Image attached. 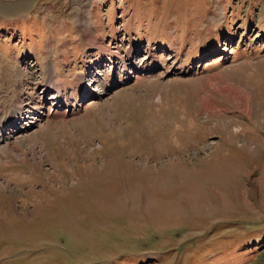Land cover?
Masks as SVG:
<instances>
[{
  "label": "rangeland",
  "instance_id": "obj_1",
  "mask_svg": "<svg viewBox=\"0 0 264 264\" xmlns=\"http://www.w3.org/2000/svg\"><path fill=\"white\" fill-rule=\"evenodd\" d=\"M21 113L0 264H264V0H0Z\"/></svg>",
  "mask_w": 264,
  "mask_h": 264
},
{
  "label": "bare ground",
  "instance_id": "obj_2",
  "mask_svg": "<svg viewBox=\"0 0 264 264\" xmlns=\"http://www.w3.org/2000/svg\"><path fill=\"white\" fill-rule=\"evenodd\" d=\"M87 27V26H86ZM87 31V30H86ZM98 45V44H97ZM99 46V45H98ZM106 46V45H105ZM102 49H103V47L102 46H100ZM106 48H107V46H106ZM130 54L132 53V51L131 52H129ZM129 54V55H130ZM112 57V56H111ZM125 57V56H124ZM130 57V56H129ZM130 62V61H129ZM134 64H135V62H134ZM122 68H123V72H121L122 74H121V76H120V82L121 83H123V82H127V79L129 78V75H130V73H127V71H129L131 68L132 69H134V65L131 67V65H130V63H128L125 59H123V66H122ZM131 69V70H132ZM138 74H139V70L138 71H136V72H134V77H138ZM54 75V74H53ZM56 75V74H55ZM56 76H59V75H56ZM52 78V77H51ZM54 79V78H53ZM58 83H62V81L60 80V79H54L53 80V83L51 84V85H49V86H47V89H51V88H49V87H51V86H55L56 87V91L57 92H59L58 93V95L60 94V92H61V94H60V96L62 95V94H67L66 92H62V90H64V88H62V86H61V84H59L58 85ZM54 90V89H53ZM60 98H62V97H59V100L58 99H56V98H54V103H59L58 105H61L62 103H60ZM30 103V102H29ZM63 103H68V100L67 99H65V102H63ZM76 106H77V104H76ZM31 109V108H30ZM33 110H35V109H33ZM17 112H15V114H16ZM14 115V114H13ZM19 116H21V117H19ZM19 116H17V117H15V116H12L11 118H8L7 120H2L1 118H0V131L2 130V128H4L7 124H9V123H11V122H13V121H15V125H14V127L16 128V125H17V123H19L20 122V120L22 119V117H24L25 116V114L24 115H22V113L19 115ZM9 122V123H8ZM12 126V125H11ZM8 127V126H7ZM14 129V128H13Z\"/></svg>",
  "mask_w": 264,
  "mask_h": 264
}]
</instances>
